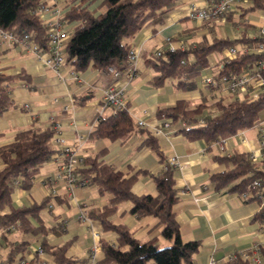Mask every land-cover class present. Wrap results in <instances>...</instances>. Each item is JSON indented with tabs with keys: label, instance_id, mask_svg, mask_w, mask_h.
Here are the masks:
<instances>
[{
	"label": "trees",
	"instance_id": "trees-1",
	"mask_svg": "<svg viewBox=\"0 0 264 264\" xmlns=\"http://www.w3.org/2000/svg\"><path fill=\"white\" fill-rule=\"evenodd\" d=\"M43 0H0V30L9 31L16 38L30 35L32 43L41 50L47 48L48 24L35 12ZM181 0H67L68 8L60 15L65 22H79L71 31L63 45L64 64L75 72L87 68L105 70L108 65H120L132 48L127 42L150 22H163L180 4ZM256 6H264L259 0H253ZM98 3L95 9L89 6ZM254 39L214 38L176 47L173 52L168 48L159 56H145L146 63L153 68L155 75L152 84L162 85L171 80L177 90H191L194 79L210 67L211 55L220 54L230 47L238 49L237 55L227 62L224 58L216 65V77L222 75L237 76L244 71H253L257 67L261 54L254 50ZM245 47L251 51H243ZM22 73L6 74L0 71V114L12 109L15 104L12 97V84L22 79ZM212 92L218 94L213 102L215 112L204 113L208 104L205 100L192 104L179 100L173 105L159 107L156 116L169 119L171 125L178 127L189 140L203 139L210 147L215 142L228 139L250 129L264 121V94L256 99L238 97L234 93H224L216 87ZM210 106V105H209ZM140 126V125H139ZM133 120L127 106L108 115H98L89 138L107 141H125L134 133H145L141 145L148 146L159 157L161 168L154 173L148 170L122 172L106 163L102 156L105 150L87 156L82 166L75 168L77 182L87 181L95 185L98 193L106 196V204L87 211V218L97 220L104 231L115 233V243L100 239L102 257L95 264H195V256L201 243L197 240H183L176 220L175 206L180 198L174 182V167L160 150L157 138L140 128ZM55 129L52 126L34 124L17 132L12 141L0 146V245L7 248L4 264H13L28 253L31 240L26 237L40 238V244L50 256V264H75L85 262L67 255L70 240L58 246H51L46 235L55 231L45 223L41 211L51 203V196L31 205L15 206L11 195L15 189L29 191L33 185L38 168L51 159L56 151L53 144ZM259 134V133H258ZM226 167L222 172L211 175L216 190L227 189L238 194L246 193L245 202L257 200L264 192V167L254 161L250 153L232 150L228 155L215 156ZM140 173L149 174L155 184L153 194H135L131 187ZM257 180L259 186H253ZM129 202L128 211L119 212V206ZM129 213L137 218L150 216L160 226L161 236L166 241L161 245L156 238L142 241L123 223L115 222L113 216ZM264 224V206L252 218ZM7 227H11L6 230ZM17 231L20 239H11L9 234ZM28 237V238H29ZM256 250L264 264V246ZM235 252L225 264H254ZM252 255V250L245 251ZM30 263V262H29ZM30 264H36L32 262ZM38 264V263H37Z\"/></svg>",
	"mask_w": 264,
	"mask_h": 264
},
{
	"label": "crops",
	"instance_id": "crops-1",
	"mask_svg": "<svg viewBox=\"0 0 264 264\" xmlns=\"http://www.w3.org/2000/svg\"><path fill=\"white\" fill-rule=\"evenodd\" d=\"M56 1L61 15L68 9L67 0ZM259 1L264 3V0ZM192 4L203 6L204 0H181L163 22H150L127 40L132 48L138 49L139 60L132 76L123 63L116 65L121 70L117 85L123 89L126 106L135 123L139 126L138 123L142 122L139 127L157 138L160 150L168 160L171 157L177 160L174 182L180 200L175 206L176 220L183 240H197L201 243L195 264H225L235 252H253L254 248L264 246V224L252 220L260 208L257 200L245 202L237 192H229L226 188L219 191L215 189L211 175L222 172L226 167L215 156L227 155L232 150L257 153L259 143L256 146L253 137H248L242 131L226 139L225 144L215 142L209 147L203 139L189 140L183 133L177 132L178 127L171 125L169 119H159L156 110L179 100L192 104L205 100L208 106L213 105L218 94L202 85L200 78L208 74L215 75L216 65L224 58L227 48L220 54H212L210 67L194 79L195 87L184 91L177 90L171 80L159 86L153 85L151 81L155 71L146 63L145 56L157 50L163 51L168 41L175 47H186L202 39L212 41L214 38L234 40L245 37L257 42L259 29L264 25V6H256L253 0H246L235 4L224 21L201 22L187 16ZM97 5L96 2L89 9H95ZM258 10H261L258 20L248 15ZM50 16L47 13L42 18L46 22ZM233 23L238 33L235 37L231 36L230 29L217 28V25ZM79 25L76 21H63V26L71 31ZM245 48L251 51L253 47ZM0 71L23 75L21 80L12 84L15 106L0 114V146L12 141L17 132L32 124L43 127L50 125L56 131L53 137L55 147V140L59 137L73 145L77 158L75 168L82 166L85 157L101 150H105L102 159L122 172L131 170L132 174L148 170L154 173L161 168L162 163L155 152L141 145L145 133H134L125 141L89 138L98 115L113 112L111 106L101 103V91L113 80L105 70L87 68L75 72L71 66L63 64L59 69V77L54 70L45 67L37 54L22 45L12 44L0 46ZM71 73L79 78V82L73 79ZM163 121H169V124L164 126ZM222 146L224 149H221ZM58 174L56 163L50 159L38 168L29 191L15 189L11 195L13 204L27 206L47 196L53 197L51 208L45 207L41 211L45 223L55 229L46 235V241L51 246H58L70 240L72 242L67 255L79 260L85 259V262L75 264H92L90 255L93 244L97 243L100 247V239L115 243V233L104 231L97 220L87 218L86 214V210L104 206L107 197L100 195L91 183L76 185L69 192L62 175L55 181L47 182L48 177ZM52 190L54 194L50 195ZM131 190L135 194H153L155 184L149 174L140 173ZM130 206L129 202L122 203L119 212L128 211ZM81 213L86 215V220L78 217ZM113 220L125 224L142 241L156 238L161 245L166 244L160 226H156L153 217L137 218L126 213L123 216L114 215ZM94 232L98 233V237H94ZM9 237L18 240L21 235L15 231ZM28 237L31 240L29 246L40 244V238ZM6 250L4 245H0L2 263ZM25 257L29 258L30 263L37 264L29 248ZM101 257L100 248L97 260ZM46 258L50 264L51 259L47 253Z\"/></svg>",
	"mask_w": 264,
	"mask_h": 264
},
{
	"label": "built area",
	"instance_id": "built-area-1",
	"mask_svg": "<svg viewBox=\"0 0 264 264\" xmlns=\"http://www.w3.org/2000/svg\"><path fill=\"white\" fill-rule=\"evenodd\" d=\"M51 1V3H49ZM246 0H204L203 6H197L192 4L189 6L187 11V16L195 21L207 22V21H224L226 19L227 13L232 9L235 4L244 2ZM56 0H44L40 2L35 12L43 17L45 14L49 13L51 16L47 21L48 30V44L47 48L41 50L35 43L31 42L30 35L25 34L21 38H16L11 32L0 30V46H10L12 44H19L28 48L32 53L37 54L40 61L45 65V67L54 70L60 77L59 69L64 64V53L63 45L68 40L71 34V29L63 26V20L60 19L59 9L56 7ZM167 48L169 51L173 52L175 46L168 41ZM183 48L182 46H180ZM243 51H248V49L243 48ZM254 50L264 56V25L259 29V34L257 37V44ZM238 49L235 47H230L225 50L224 59L229 62L237 55ZM161 50L155 51V55L159 56ZM139 60V51L136 48H131L128 53L123 65L129 72V75H134L136 64ZM105 71L111 75L112 82L106 86L101 91V103L104 106H111L113 111L123 108L127 104V100L123 96L122 87L118 86L117 78L121 75L120 68L115 65H108ZM73 79L79 82V78L71 73ZM202 85L206 87H216L224 91V93H234L238 97H247L256 99L262 94H264V57L258 60L257 67L253 71H244L237 76L222 75L216 77V75L208 74L201 78ZM164 126L169 124V121L162 122ZM142 125V122H139ZM259 149L257 153H250V157L256 161L260 162L261 166H264V126L260 127L259 131ZM226 140V139H225ZM225 140L220 141V143H226ZM56 151L51 156V160L56 163L58 175L50 176L47 178V182L55 181L60 175L66 180L68 185V191L79 184L86 185L87 181L82 183L77 182V177L74 173L75 163L77 158L75 152L70 145L63 138H56L55 140ZM221 149H224L222 146ZM228 155V154H227ZM169 164L173 167L177 165V160L174 157L169 158ZM253 186H259L257 180L253 181ZM54 194V190L50 195ZM241 196L246 199L248 196L246 193H242ZM259 206H264V192L259 193ZM51 203L47 205V209H50ZM82 220H86V215L84 213L78 216ZM11 227H7L9 230ZM4 229H0V234ZM94 237H98V233H93ZM29 251L32 255H35L38 264H48L46 258V252L41 245H31L29 246ZM100 251V247L97 243L93 244L91 247V259L92 264H95L97 260V254ZM242 256L246 259H250L254 264H262L261 258L259 256L256 248L253 249L252 255H248L245 252ZM29 258L25 257L13 264H29ZM0 264H4L0 262Z\"/></svg>",
	"mask_w": 264,
	"mask_h": 264
},
{
	"label": "rangeland",
	"instance_id": "rangeland-1",
	"mask_svg": "<svg viewBox=\"0 0 264 264\" xmlns=\"http://www.w3.org/2000/svg\"><path fill=\"white\" fill-rule=\"evenodd\" d=\"M63 0H60V2H62ZM261 11V10H260ZM260 11H255V12H251L253 13L252 15L248 13V15H250L251 17H253L255 20H258L259 19V14H260ZM235 26L236 24H225V25H217V28H220V29H230L232 31V37L234 36H237L238 33L234 30L235 29ZM211 37V36H210ZM208 112H215V107L213 105L211 106H208L205 108L204 110V113H208ZM261 117H264V112L261 113ZM139 124V123H138ZM264 126V121L260 122L258 125L250 128V129H247V130H244L243 132L248 136V137H253L254 139V142H255V145L258 146V143H259V134H258V131L260 129V127ZM69 143V142H67ZM70 145L72 146L73 148V145L70 143ZM74 150V149H73ZM112 232V231H110Z\"/></svg>",
	"mask_w": 264,
	"mask_h": 264
}]
</instances>
